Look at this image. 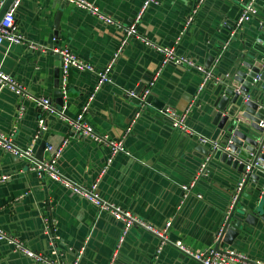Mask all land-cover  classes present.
Here are the masks:
<instances>
[{
	"label": "crops",
	"instance_id": "obj_1",
	"mask_svg": "<svg viewBox=\"0 0 264 264\" xmlns=\"http://www.w3.org/2000/svg\"><path fill=\"white\" fill-rule=\"evenodd\" d=\"M88 1L113 17L116 24L98 21L87 11L68 2L64 4L63 0L20 3L15 23L26 43L3 44L0 70L21 83L26 96L17 100L14 92L0 87V131L17 147L34 145L35 153L43 136L39 130L40 116L48 124L42 130L48 133L44 161L51 157L48 146L57 147L68 140L57 163L62 177L77 184L97 183L104 200L130 210L154 227L160 229L171 221L167 233L171 241L183 242L196 251L213 248V232L221 210L229 206V197L241 180L238 182L233 172L215 158L209 161L205 176L197 180L199 152L189 143L190 138L180 130L170 129L167 123L151 119L148 113L134 123L130 133H125L136 108L127 90L145 87L154 77L150 91L155 99L165 103L164 108L170 107L178 113L187 111L189 127L211 133L214 128L209 127L204 110L212 83L197 93L200 75L195 70L169 63L156 75L161 60L153 48L136 38L122 45L124 28L132 23L144 0ZM195 1L158 0L157 5L148 7L142 15L138 31L157 45L176 46L177 53L204 66L209 56L208 41H218L223 36L222 25L233 26L234 22L237 25L243 4L249 0H205L196 9L193 21L184 28ZM254 4L256 15L242 24L241 36L247 42L259 39V27L264 24V0H255ZM59 10L60 34L51 41L55 32L53 21ZM48 40L50 45L46 44ZM234 41L233 56L241 48V37ZM26 44L44 45L51 54L44 52L48 57L40 59L28 51ZM61 47H67L97 71L104 69L119 51L111 81L96 89V74L71 70L63 106L59 107L53 92L55 72L60 75V58L53 49ZM39 97L50 99L54 110H61L63 117L55 111L47 114L43 108L37 111L40 105L33 98ZM87 103L85 121L98 133L122 141L127 151L117 153L104 173L101 171L109 147L74 134L63 119L74 118ZM14 107L19 120L15 118ZM150 108L162 115L161 110ZM27 162L26 158L0 148V176H8L0 182V228L31 250L64 264H72L77 255V264H198L171 245L161 246L159 237L137 227L129 229L118 247L123 229L121 221L106 212L100 213L86 199L47 175H36L26 168ZM182 184L193 185L186 198ZM236 255L235 264L264 261V233L250 237L248 246ZM0 264L41 263L0 241Z\"/></svg>",
	"mask_w": 264,
	"mask_h": 264
},
{
	"label": "water",
	"instance_id": "obj_2",
	"mask_svg": "<svg viewBox=\"0 0 264 264\" xmlns=\"http://www.w3.org/2000/svg\"><path fill=\"white\" fill-rule=\"evenodd\" d=\"M13 1L14 0L5 1L4 5L0 8V18ZM22 1L23 0H20L19 5ZM204 1L205 0L198 3V0H196L193 9H197ZM63 3L67 4L65 1H63ZM245 4L246 3L243 4L241 13ZM60 19L61 10L56 13L53 21L55 32L50 39L51 41L58 36V33L60 34ZM192 21L193 18L184 28ZM242 24H237L238 27L235 22L233 26L229 24L222 25L224 29L223 36H219L218 41L209 40L206 45L209 56L204 66L210 69L211 66L214 65L213 72L217 78L208 82L212 83L209 84V86H211V94L208 105L204 110L206 116L209 118V127L214 128L213 131L211 133L210 131H204L207 132L204 133L192 127H190L193 130L192 135L181 131L190 138L189 143L199 152L197 156L199 164L197 180L205 176L209 161L214 160L213 158L218 160V163L227 167L230 172H233V176L238 179V182L242 180V185L238 191H236V188L239 183L234 187V193L229 197V206L222 208L221 218L219 217L220 221L213 232L214 243L212 249L232 257H236L237 252L242 251L243 248L248 246L250 237H254L257 233H264V24H261L259 27V32L261 34L259 39L255 38L253 41L248 42L247 38L241 36V33L244 31V26H242ZM244 36H246V34H244ZM240 37L241 48L238 49V52L233 56L231 47L234 45V40ZM50 40L46 41V44L50 45ZM123 40L124 44H127L129 42H134L135 37L129 36L125 39L124 34ZM4 43L5 42L2 43L0 48ZM26 45L28 51L35 54L40 59L43 56H45V58L48 57L43 54L44 52H48V49L44 48V45L32 44V47L28 44ZM174 47L176 48V46ZM50 54L49 51L47 55ZM179 67L184 68V66L181 65ZM198 78V83H200L201 77L199 76ZM152 79L150 81L148 80L147 86ZM142 86L136 87L134 90L128 89L126 94L129 95V92L132 91L135 96L140 95L145 87H147ZM151 91L146 97L145 106L143 108L137 97L131 96L132 103H134L136 107L131 121L134 119L136 113H139V115L135 119V122L145 117V115H143L144 113H148L151 119L161 121L165 124L167 123V126L172 129L171 123L166 117L159 115L150 108L154 107L163 110L166 106L163 101L155 99ZM53 96L55 97V101H57V105L62 107L63 91L61 70L60 75L59 72H55ZM15 97L17 100L22 99L16 94ZM121 97L128 99L125 95H121ZM37 111H41L40 106L37 107ZM60 111L59 109L55 110L56 113ZM14 112L15 118L19 120L18 110L15 107ZM40 119L39 116V120ZM47 125L45 121V128ZM40 134L43 135L42 140L37 146L35 153L32 157L26 158L29 161L25 164L26 168L33 171H35L33 168H36L37 164H41L44 161L43 152L45 150L48 133L40 131ZM199 136L206 137L211 141H217L219 144L218 148L214 149L211 144L202 143L199 140ZM25 148L26 147L22 149ZM256 164L257 167H255ZM247 167H249V169H247ZM35 174L38 175L37 171H35ZM44 175L45 174L42 173L40 177H45ZM182 185L188 186L187 184ZM189 193L190 191L187 193L183 190V198H186ZM121 244L119 243L118 247H120ZM76 259L78 261L79 255H77Z\"/></svg>",
	"mask_w": 264,
	"mask_h": 264
},
{
	"label": "built area",
	"instance_id": "obj_3",
	"mask_svg": "<svg viewBox=\"0 0 264 264\" xmlns=\"http://www.w3.org/2000/svg\"><path fill=\"white\" fill-rule=\"evenodd\" d=\"M6 0H0V8L4 5ZM65 2L71 3L77 8L83 9L87 11L90 15L95 17L98 21L107 23V24H116L113 17L107 15L106 13L102 12L98 7H96L92 2L88 0H63ZM203 0H198V3H201ZM20 0H14L7 10L4 12L2 17L0 18V46L3 42H8L10 44H19V43H26V39L24 35L18 30L17 25L15 23V13L16 9L19 5ZM255 0H249L239 17L238 24H242L244 22L249 21L253 16L256 15L257 10L255 7ZM158 0H144L141 8L139 9L138 13L135 15L132 23L124 28L125 39L129 36H134L136 39L143 42L146 46L153 48L159 55H160V68L156 75L160 72L161 68L166 64H173L177 66H184L188 69L195 70L201 77V82L198 86L197 93L201 92L204 86L210 81L217 79L214 70L212 68L208 69L202 64L197 63L192 58L179 54L176 51L174 46H163L157 45L149 40L145 35L141 34L138 31V24L142 18V15L145 13L148 7L151 5H157ZM196 13V9H192L190 16L187 18L186 24L191 21L194 14ZM124 44V40L122 45ZM53 52L58 54L60 58V68L62 72V91L65 94L66 92V84L68 80V76L71 70L76 71H87L96 74L97 82H96V89L99 88L103 83L110 82V73L112 70L113 63L115 62L118 52L114 54L113 58L110 62L106 65V67L100 71H97L94 66L79 57H77L70 49L67 47H61L53 49ZM154 79L149 83V85L140 93V95L135 96L132 91L129 92V95L132 97H137V99L141 103V107L145 106L146 97L150 94L151 87L154 85ZM0 85L6 87L7 89L14 92L16 95L20 97L26 96L25 88L15 80L11 75L6 74L5 72L0 70ZM91 98V97H90ZM36 103H38L46 113H51L54 110L53 106L49 102L48 98L39 97L33 98ZM88 109V103L85 104L79 114H77L74 118L68 119L63 118L68 122L72 132L76 135L86 136L92 141L103 144L109 147L110 153L106 159V163L104 168L102 169L101 173L106 171L108 165L112 162L113 157L117 153H127L124 149L122 141H115L112 140L107 134L105 133H98L94 130L92 125L88 124L85 119L84 115L86 114ZM59 116L63 117L62 111H60ZM161 114L166 117L170 123L171 127L174 129H178L182 132L192 135L193 130L187 124V111L184 113H178L172 108H164L161 110ZM139 113H136L134 119L131 121L130 125L126 129V134L130 133L132 125L135 122V119L138 117ZM45 129V123L42 119L39 120V130L42 131ZM38 135L36 136V138ZM199 140L202 143H209L212 145L214 149L218 148L219 144L217 141H211L210 139L199 136ZM68 140L62 141V143L57 146H48L47 150L50 152L51 157L43 161L41 164H37L36 168H33L37 171L38 175L40 176L42 173L47 175L52 180L58 182L62 187L71 190L72 193L78 195L81 198L86 199L89 203L94 205L100 213H108L111 215L115 220L121 221L123 223L122 234L119 238V243L123 241L124 236L129 231L131 227H137L144 231L151 233L154 236H157L161 239V246L163 245H171L175 247L180 253L183 255L193 259L198 264H235L236 257L229 256L227 254H223L221 252L214 251L212 248H208L204 251H196L193 250L190 246L184 244L180 241H171L167 233L171 226V221L165 222L162 228L154 227L153 225L147 223L146 221L142 220L141 218L134 216L130 210L118 206L112 202L104 200L100 194L98 193L97 183H93L90 185H83L73 183L69 179H65L61 176L57 169V163L59 157L61 156L64 147L67 145ZM0 148L4 149L12 153L15 156L28 158L32 157L34 154L33 145L22 149L17 147L13 144L11 139L4 133L0 131ZM257 167V164L255 165ZM249 169V167H247ZM8 176L2 175L0 176V182L6 181ZM242 185V180L239 182L237 186L238 191L240 186ZM193 185L190 184L189 186L182 185V188L185 192L190 191V187ZM0 241L6 242L10 245L13 251L19 252L33 261L41 264H64L59 259H52L48 258L41 253L35 252L27 247L19 238L6 233L2 228H0ZM245 260V257L240 256ZM77 259L72 264H77ZM246 264H264V261L256 260V261H246Z\"/></svg>",
	"mask_w": 264,
	"mask_h": 264
}]
</instances>
